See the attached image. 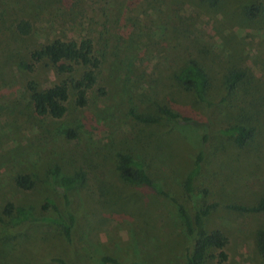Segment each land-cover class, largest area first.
<instances>
[{
  "label": "rangeland",
  "instance_id": "1",
  "mask_svg": "<svg viewBox=\"0 0 264 264\" xmlns=\"http://www.w3.org/2000/svg\"><path fill=\"white\" fill-rule=\"evenodd\" d=\"M213 1L0 0V215L8 202L31 206L39 215L48 214L42 209L47 198L63 206L62 195L42 182L55 165L63 175H85L68 196L78 216L73 240L48 223L0 222V264H61L55 257L100 264L105 255L125 263L134 255L142 264H188L196 207L184 183L203 149L198 206L218 204L206 230H220L228 239L204 264H263L257 234L264 230V211L235 212L228 205H256L264 198V12L254 20L245 13L264 0ZM21 19L33 25L27 37L16 32ZM87 38L104 61L88 105L78 106L72 94L64 118L39 117L28 83L46 89L62 78L47 64L35 65L31 52L55 39ZM22 61L34 69L23 70ZM191 61L209 76L212 106L176 79ZM75 67L80 78L83 68ZM235 68L252 81L232 93L225 79ZM159 107L194 122L165 118L144 125L131 116H156ZM238 124L256 129L244 147L219 133ZM64 128L77 138L65 136ZM121 152L143 163L184 205L185 216L165 196L125 183L117 170ZM26 175L38 176L32 190L17 184Z\"/></svg>",
  "mask_w": 264,
  "mask_h": 264
},
{
  "label": "trees",
  "instance_id": "2",
  "mask_svg": "<svg viewBox=\"0 0 264 264\" xmlns=\"http://www.w3.org/2000/svg\"><path fill=\"white\" fill-rule=\"evenodd\" d=\"M219 0H214L216 4ZM264 12V6L253 5L246 8L248 18L254 20ZM16 32L20 36H29L33 31V25L28 20L21 19L16 25ZM30 60L36 64H47L48 67L54 69L57 75L62 79L53 86L42 89L38 83L30 81L28 83V92L33 104V109L39 117H51L53 119H62L68 112V102L72 94L76 97V104L81 107L88 105L89 93L98 85L99 75L104 61L96 55L94 41L90 38L81 42L71 40L64 41L55 39L34 49L30 54ZM76 65L82 66L83 74L80 78H76ZM20 67L30 72L34 69L33 65L21 62ZM67 76V77H66ZM178 82L187 90L194 91L196 98L203 103L212 106V102L208 99L206 93L209 86V76L199 62L191 61L190 64L178 75ZM252 79L246 70L234 69L226 77L225 83L228 85L230 92H236L241 84L250 83ZM160 114L156 116H141L131 111L132 118L140 124L156 125L163 119L177 120L182 123L194 122L191 117L183 116L168 107H159ZM63 133L69 139L77 138V132L73 129L64 128ZM220 134L229 137L240 146L253 142L256 135V129L242 124L232 125L222 128ZM209 136L206 134L203 143L207 144ZM206 157V149L201 150L197 155L193 169L187 175L185 180V193L188 199L196 207L194 217L195 223V245L192 254L188 257V264H204L207 258H215L213 251H223L227 246L228 239L220 230L207 231L206 218L211 214L212 210L218 206L217 203L198 206V200L201 196L195 192V183L201 174L203 163ZM117 170L120 178L127 184L142 186L149 189L155 194L165 196L170 199L179 208L182 215L185 216L186 210L177 198L164 189L162 184L155 181L147 172L143 163L136 160L131 154L119 153ZM85 180L84 173H77L73 176L63 175L61 168L57 165L52 167L46 174V179L42 182L49 183L54 191H58L64 200V205L60 206L58 202L52 198H47L46 204L42 207L44 212L48 214L39 215L33 208L16 206L14 203L8 202L0 215V222L7 224L12 222L14 226H25L34 223H48L50 226L59 230L60 235L64 236L67 241L73 240L78 216L70 208L71 201L68 196ZM17 184L24 189L32 190L38 184L37 175H26L17 178ZM203 195H208V190H204ZM228 208L235 212L242 213H260L264 211V198L256 205L230 204ZM258 249L264 264V230L257 234ZM3 252H8L6 249ZM224 259L225 254L221 252ZM52 260L61 264H67L63 259L55 257ZM100 264H142L130 255L128 262H124L112 255H105L100 259Z\"/></svg>",
  "mask_w": 264,
  "mask_h": 264
}]
</instances>
